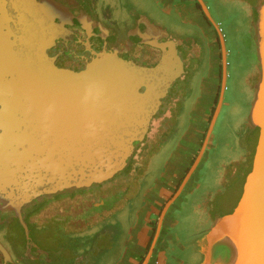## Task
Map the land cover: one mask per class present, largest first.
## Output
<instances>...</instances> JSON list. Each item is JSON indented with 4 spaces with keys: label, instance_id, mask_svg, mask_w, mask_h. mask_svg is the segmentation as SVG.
Instances as JSON below:
<instances>
[{
    "label": "water",
    "instance_id": "95a60500",
    "mask_svg": "<svg viewBox=\"0 0 264 264\" xmlns=\"http://www.w3.org/2000/svg\"><path fill=\"white\" fill-rule=\"evenodd\" d=\"M66 10L57 0H0V221L7 214L19 218L28 255L35 244L26 210L124 168L183 71L176 50L156 68L132 65L110 52L99 54L82 72L58 68L46 53L45 37L28 30L27 19L34 12L54 18ZM250 20L259 80L248 122L259 135L236 207L217 217L205 236L208 264H264V0L254 6ZM220 37L226 56L221 32ZM224 65L223 87L225 60ZM222 101L223 91L201 150L164 205L141 264L150 263L168 209L202 161ZM0 251L1 264L12 261L1 241Z\"/></svg>",
    "mask_w": 264,
    "mask_h": 264
},
{
    "label": "flooded vegetation",
    "instance_id": "af4514ba",
    "mask_svg": "<svg viewBox=\"0 0 264 264\" xmlns=\"http://www.w3.org/2000/svg\"><path fill=\"white\" fill-rule=\"evenodd\" d=\"M57 1L67 9L63 15L48 18L34 12L29 15L27 25L28 30L45 37L46 53L58 68L82 72L104 52L141 68H156L162 65L167 54L176 50L183 64V71L168 87L144 138L124 168L103 182L50 196L26 210L25 220L35 244L31 246V255L27 253V238L19 218L7 214L0 221V241L12 259L7 264H109V258L123 253L120 242L126 225L144 203L145 191L157 188L160 179L168 177L177 164L188 159L178 181L166 186L168 197L159 211L160 217L164 205L198 156L199 153L195 154L200 130L207 122L203 145L223 91L222 106L209 143L215 141L217 123L224 107H229L224 102L228 52L226 48L224 56L220 22L209 9L211 18L207 16L200 0H172L174 8H167L163 0ZM202 1L208 8L206 0ZM248 24L252 37L251 20ZM207 32L211 33L213 44ZM252 51L255 62L254 47ZM139 91L145 92L146 86H141ZM243 125L238 128L236 139L244 157L233 156L232 162L247 165L258 128H252L248 118ZM242 127L244 133L240 136ZM209 143L205 151L212 152L216 145L211 147ZM209 159L210 154L204 162ZM243 172L239 167L235 173L240 183ZM237 203L238 200L226 213L232 212ZM177 212L176 219L180 220L183 210ZM154 234L155 231L142 260Z\"/></svg>",
    "mask_w": 264,
    "mask_h": 264
},
{
    "label": "rangeland",
    "instance_id": "374dc122",
    "mask_svg": "<svg viewBox=\"0 0 264 264\" xmlns=\"http://www.w3.org/2000/svg\"><path fill=\"white\" fill-rule=\"evenodd\" d=\"M258 1L206 0L213 18L220 22L228 52L227 88L224 102L229 103V107H224L217 123L215 141L213 139L209 143V146L214 147L216 145V148L212 152L205 151L202 157L203 162L193 173V175L199 176V180L196 181L185 212L180 215L183 224L180 225L179 230L187 232L185 243L189 248L185 253V264H208L209 257L205 250L207 231L216 219L215 215L218 212L231 210L237 200L239 201L242 192L241 183L235 179L239 164L232 161L233 156L241 155L240 158L244 157L240 150V144L237 142L236 133L238 128L246 123L255 96V85L259 78L258 65L256 61L254 62L252 51L254 41L248 24L249 15L253 10L252 6L255 3L257 5ZM207 125V122H205L200 130L196 156L202 146ZM239 133L240 136L244 133L243 127ZM209 154V161L204 162ZM242 159L239 161H242ZM192 164H190V167ZM225 169L228 173H225ZM158 221L159 217L156 219L154 231H156Z\"/></svg>",
    "mask_w": 264,
    "mask_h": 264
},
{
    "label": "crops",
    "instance_id": "0c3cea01",
    "mask_svg": "<svg viewBox=\"0 0 264 264\" xmlns=\"http://www.w3.org/2000/svg\"><path fill=\"white\" fill-rule=\"evenodd\" d=\"M163 1L167 8L175 7L172 0ZM261 1L262 0H259L258 2L260 3ZM207 36L210 41L213 40L211 33L207 32ZM187 162L188 159H184L177 164V166L170 171L168 177H164L158 181L157 188H150L145 191L144 203L136 209L132 222L126 225L125 234L120 242V245L124 247L123 253L113 259L109 258V264H141V257L147 251L148 242L154 232L156 219L159 217V211L166 197H168L166 186L175 184L176 180L178 181V178L182 175L183 167ZM198 180L199 176L197 177L194 174L184 189L185 193L183 192L180 195L167 213L161 236L149 264H184L186 252H183L189 250L185 243L187 232L179 230L183 222L181 219L177 220L176 215L178 210H183V212H185V205L189 202V197L193 193L197 183L196 181ZM188 186L190 187L188 188ZM168 187H170V185Z\"/></svg>",
    "mask_w": 264,
    "mask_h": 264
},
{
    "label": "trees",
    "instance_id": "16d2710c",
    "mask_svg": "<svg viewBox=\"0 0 264 264\" xmlns=\"http://www.w3.org/2000/svg\"><path fill=\"white\" fill-rule=\"evenodd\" d=\"M257 135H258V129H257ZM257 135H256V138H255V140H254V144H253V146H252V154H251V157H250V162L249 163H247V165L246 164H244L243 162H240V163H238L237 162V164H239V167H242V169L244 170V172H243V180H242V182L245 180V174L248 172L249 173V171L251 170V168H252V160H253V155H254V152H255V147H256V143H257ZM223 173H224V171H223ZM225 173H228V171L225 169ZM242 182H241V184H242ZM228 211H231V210H227V211H223V212H218L216 215H215V218H217V217H219V216H221V215H223V214H225L226 212H228ZM216 220V219H215ZM214 220V221H215ZM214 223V222H213ZM206 243V242H205Z\"/></svg>",
    "mask_w": 264,
    "mask_h": 264
}]
</instances>
